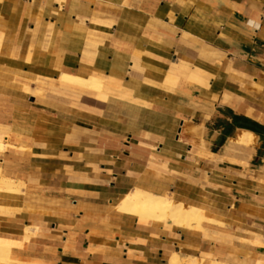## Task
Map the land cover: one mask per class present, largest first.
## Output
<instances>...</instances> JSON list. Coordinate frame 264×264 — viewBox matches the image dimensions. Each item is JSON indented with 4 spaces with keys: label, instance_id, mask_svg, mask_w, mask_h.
<instances>
[{
    "label": "crops",
    "instance_id": "obj_1",
    "mask_svg": "<svg viewBox=\"0 0 264 264\" xmlns=\"http://www.w3.org/2000/svg\"><path fill=\"white\" fill-rule=\"evenodd\" d=\"M0 138V264H264V0H0Z\"/></svg>",
    "mask_w": 264,
    "mask_h": 264
},
{
    "label": "bare ground",
    "instance_id": "obj_2",
    "mask_svg": "<svg viewBox=\"0 0 264 264\" xmlns=\"http://www.w3.org/2000/svg\"><path fill=\"white\" fill-rule=\"evenodd\" d=\"M59 79L61 83H65L66 81H72L78 84H88L92 87H97V88L100 87V83H101L97 81L95 78L94 79L89 78L87 80H84L77 76H67V75H60ZM252 140H253V135L252 134L250 135L248 133L247 134L243 133L238 138V141L240 143H252ZM6 149H7V145L4 144L0 138V154ZM1 182H2V187H1L2 189H4L5 191L12 190L13 188L11 183L12 181L8 179H2ZM13 186H15L14 183ZM115 207H114L115 210L117 209L120 212L129 213L140 218H145L148 220H153L158 222L171 223L176 226H182L188 229H195V230H197V228L200 227L202 221L211 220L209 216L202 209L196 206L185 207L181 203L173 202L172 199L153 195L151 193L141 190H133L132 192L127 193L124 196V198L116 202ZM12 245L13 243L11 241L0 239V250L5 251L6 257L8 258L7 262H12L14 259L11 257L10 254V248ZM180 261H182L180 257L175 254L172 257L170 264H180L179 263ZM196 262L197 260L194 263L197 264Z\"/></svg>",
    "mask_w": 264,
    "mask_h": 264
},
{
    "label": "rangeland",
    "instance_id": "obj_3",
    "mask_svg": "<svg viewBox=\"0 0 264 264\" xmlns=\"http://www.w3.org/2000/svg\"><path fill=\"white\" fill-rule=\"evenodd\" d=\"M0 255H1L0 258H3V259H0V262H7L8 261V258L6 257L4 250H0Z\"/></svg>",
    "mask_w": 264,
    "mask_h": 264
}]
</instances>
